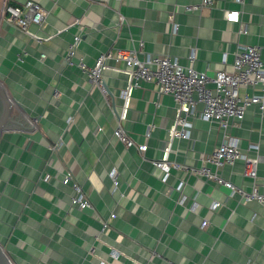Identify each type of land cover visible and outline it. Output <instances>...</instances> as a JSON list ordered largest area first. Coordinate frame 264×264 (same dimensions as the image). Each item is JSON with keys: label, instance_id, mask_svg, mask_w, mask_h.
<instances>
[{"label": "crops", "instance_id": "0c3cea01", "mask_svg": "<svg viewBox=\"0 0 264 264\" xmlns=\"http://www.w3.org/2000/svg\"><path fill=\"white\" fill-rule=\"evenodd\" d=\"M24 1L0 0V81L35 127L0 135V244L15 264H264V202H244L193 172L224 141L223 128L190 115V136L175 137L184 113L171 95L151 82L134 86L123 60L103 67L109 92L78 66L140 43V58L169 55L185 66L196 48L194 67L210 77L229 70L247 44L258 45L264 61V0H214L198 11L185 7L201 0H35L45 18L23 29L7 21L5 5ZM227 11H239V19H227ZM75 36L74 63H67ZM245 93L252 88L242 86ZM119 125L136 145L115 135ZM229 134L258 157L264 193V111L249 105ZM143 143L146 151L138 149ZM155 159L186 168L166 175ZM243 169L239 159L219 172L249 191ZM67 171L93 208L72 204ZM214 201L221 203L212 208Z\"/></svg>", "mask_w": 264, "mask_h": 264}, {"label": "built area", "instance_id": "2783aa9c", "mask_svg": "<svg viewBox=\"0 0 264 264\" xmlns=\"http://www.w3.org/2000/svg\"><path fill=\"white\" fill-rule=\"evenodd\" d=\"M237 1L244 2V0ZM213 4L214 0H201L199 3L187 5L185 8L187 11H198L204 6ZM5 11L7 12V21L11 25L23 29H27L31 22L41 23L45 18V11L35 0H26L20 5L7 4ZM226 14H228L227 19H235V21L239 19V11H227ZM79 40V36H75V40L71 43L66 56L67 63H74L73 56L76 53ZM142 47L143 43H140L139 47L109 50L98 57L94 66L89 67L82 60L78 62V66L88 73L94 84L106 92L102 79V70L106 61L110 58L123 60L129 69L134 86H138L142 81L151 82L156 85L160 94L171 95L184 113L177 119V126L172 130L175 137L190 136V130L186 129L187 116L190 115H198L203 119L218 123L224 130V141L212 153L203 155L201 166L194 168L193 172L225 185L232 194L239 193L240 199L244 202L256 200L263 203L264 193L260 192L258 187L260 180L257 172L258 157L244 153L240 149L237 139L232 138L229 134L230 121L242 119L249 105L257 104L259 109L264 111V61L261 56V48L255 44L242 46L229 70H219L213 77H210L206 71H200L194 67L197 58L196 48H193L189 55L191 64L185 66L169 55L148 54L145 58H140L139 52ZM211 81L214 83L213 88L208 86ZM242 86L251 87L252 93L241 95L240 88ZM200 103L202 109L199 110L197 106ZM115 135L128 147L136 145L134 139L130 138L120 125L115 129ZM147 136H150V132H147ZM137 146L141 151H146L148 148L147 143ZM253 146L257 148L258 145L253 144ZM52 148L58 149V144ZM239 159L244 161V177L249 178L252 182V188L249 191L225 179L219 172L225 164H232ZM153 164L162 169L166 175L173 168H186L185 165L175 161L162 159L153 160ZM210 165L215 168L212 169ZM111 177L114 184L117 185L116 172L113 171ZM63 182L71 185L74 191L71 199L73 205L79 209L93 208L83 185L71 171H67ZM220 203V201H214L212 208L218 207ZM115 216L114 213L110 215L111 218H115ZM102 221L103 229L109 227V219ZM207 223L208 221L204 220L202 226H206ZM167 264L178 263L168 260Z\"/></svg>", "mask_w": 264, "mask_h": 264}, {"label": "water", "instance_id": "95a60500", "mask_svg": "<svg viewBox=\"0 0 264 264\" xmlns=\"http://www.w3.org/2000/svg\"><path fill=\"white\" fill-rule=\"evenodd\" d=\"M105 89L108 87L103 83ZM27 129L33 130L35 127L23 116V114L13 105L7 89L0 81V135L7 129ZM0 264H15L7 255L5 248L0 244Z\"/></svg>", "mask_w": 264, "mask_h": 264}, {"label": "rangeland", "instance_id": "374dc122", "mask_svg": "<svg viewBox=\"0 0 264 264\" xmlns=\"http://www.w3.org/2000/svg\"><path fill=\"white\" fill-rule=\"evenodd\" d=\"M5 251H6L7 255H8V256L13 260V262L15 263V261H14L12 255H11L6 249H5Z\"/></svg>", "mask_w": 264, "mask_h": 264}]
</instances>
